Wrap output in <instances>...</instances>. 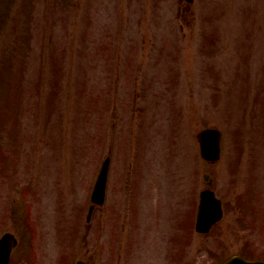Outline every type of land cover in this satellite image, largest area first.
<instances>
[{
	"label": "rangeland",
	"instance_id": "obj_1",
	"mask_svg": "<svg viewBox=\"0 0 264 264\" xmlns=\"http://www.w3.org/2000/svg\"><path fill=\"white\" fill-rule=\"evenodd\" d=\"M208 126L223 131L215 163L197 139ZM206 187L225 215L200 233ZM6 231L10 264L264 254V0H0Z\"/></svg>",
	"mask_w": 264,
	"mask_h": 264
},
{
	"label": "water",
	"instance_id": "obj_2",
	"mask_svg": "<svg viewBox=\"0 0 264 264\" xmlns=\"http://www.w3.org/2000/svg\"><path fill=\"white\" fill-rule=\"evenodd\" d=\"M193 1V0H189ZM221 132L216 128H206L198 133V138L201 142L202 153L211 160H216L220 156V140ZM110 159L105 162L103 170L100 174L98 183L96 185L93 201L102 203L105 198V188L107 180V171ZM94 204L90 207L89 218L94 209ZM221 201L217 199L214 192L207 189L202 192V203L198 218L197 228L206 231L210 226L222 216ZM18 239L11 232H6L0 238V264H8L12 249L17 245ZM76 264H86L80 260ZM223 264H264L263 260L249 261L241 256H234Z\"/></svg>",
	"mask_w": 264,
	"mask_h": 264
}]
</instances>
